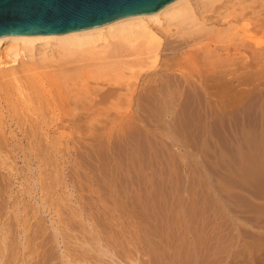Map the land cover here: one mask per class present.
<instances>
[{"label":"rangeland","instance_id":"rangeland-1","mask_svg":"<svg viewBox=\"0 0 264 264\" xmlns=\"http://www.w3.org/2000/svg\"><path fill=\"white\" fill-rule=\"evenodd\" d=\"M248 54L250 50L243 51L242 63L238 61L243 73L250 74H244L240 83L231 77L230 71L236 67L234 65L224 67V71L227 69L229 72L224 74L223 68H210L207 72L208 69L199 65L202 64L200 62L194 69L197 76L193 72L192 77L180 83V78L174 80L172 75L173 69H176L173 64L177 61H161L151 66L138 60L140 64L136 65V58L129 57L128 60H133L131 65L128 61L129 64H124L121 69L96 78V82L112 81L116 86H123V91L128 82L129 88L134 85L132 88H136L135 92L138 93L148 80L153 81L155 75L152 76V72L161 70L171 73L169 76H172L173 84L169 76L161 77V84L168 87L174 85L179 91L175 93L176 96L161 95L162 102L167 105L160 112H157L159 108L152 110L153 107H143L142 110L130 108L128 100H125L128 95L115 99L113 96L109 100L118 104L114 108L108 107L110 103L107 99L105 103L109 104L104 103L107 109L99 102L97 106L101 107L96 106L98 110L86 109V114L85 108L81 109L84 116L79 110V117L83 118L81 121L88 117L84 124V121L81 122L83 125L76 127L64 123L66 127L63 129L60 124H47L37 129L39 134L36 131L38 137L34 138L33 146L29 145L28 148L25 139L16 142L15 150L20 147L23 153L17 149L16 157L9 154V159L5 160V164L12 168L11 182L5 184L3 176L6 178V174L0 176V194L4 198L7 194L8 197L11 195L5 199L9 201L8 209L0 205V223L4 221L3 225L0 224L3 228H0L9 230L4 231L5 235L15 245L13 250L10 249L11 253H17L23 244L28 248L22 250L45 258L52 257V254H75L81 249H89L86 245L78 246L87 239L90 246L99 251L103 249L97 247L95 240L99 239L101 244L113 238L115 245L121 244L117 249L122 253L125 251V254L126 249H130L127 253H135L129 256L136 258L140 264L145 260L146 264H155L151 261L155 259L152 258L154 254L159 256L157 252L162 255L159 257L162 264L170 262L167 260H172L176 252L179 260L184 259L176 260L178 264H187L185 258L188 264H264V256L258 258L255 248L258 238L264 240V62L259 60L251 64L246 56ZM164 63L169 65V69L163 68L166 67ZM213 69L223 75L216 72L214 76L216 73ZM211 72L213 77H206ZM145 74L148 75L145 77ZM204 75L206 79L202 80ZM207 78L212 80L208 81ZM142 80L146 82L143 84ZM187 81L192 85L189 86ZM176 83H180L181 87ZM206 84L209 89L204 91L202 88ZM221 86H227L230 90L226 87L229 91L225 93V88L221 90L223 94L219 91ZM106 87L108 85L103 89ZM216 89L221 92L220 95ZM141 92L143 94L144 90ZM145 93L144 97L141 95L137 98L136 95L132 102L153 104V95L148 94L147 89ZM147 95H151L152 99ZM121 99L126 102L123 100L122 103ZM92 111H95V115L89 117ZM93 119L102 122L91 127L89 121ZM108 120L115 123L111 124ZM41 139L42 142L39 141ZM40 149L43 154L45 150L46 157L40 153ZM11 210L16 212L14 216L10 214ZM5 214L11 217H5ZM23 226L25 233L20 234ZM5 235L3 242H10L7 237L4 241ZM108 241L110 248L115 249L112 251L116 253L114 259H118L120 264L126 263V260L121 261L122 258L124 260L122 253L117 254V246ZM151 249L153 255L148 254ZM168 250L171 256L167 254ZM45 251L48 257L43 256L46 255ZM189 252L193 254L191 259ZM163 253L170 258L166 256V260ZM186 253L190 257H186ZM179 254L185 258H180ZM158 260L154 262L160 264Z\"/></svg>","mask_w":264,"mask_h":264},{"label":"bare ground","instance_id":"bare-ground-1","mask_svg":"<svg viewBox=\"0 0 264 264\" xmlns=\"http://www.w3.org/2000/svg\"><path fill=\"white\" fill-rule=\"evenodd\" d=\"M245 50H250V54L246 56H248L249 58L248 61H251L250 62L251 64H254L259 60H262L264 62V0H173L154 12L135 14L132 16H127L124 18L111 21L109 23L100 26H95V27L76 30V31H69L64 34L37 33V34H8V35L0 36V59H1L0 60V176L2 174L4 175L6 174L7 177L4 178L5 176H3V181L5 182V184L7 181L11 182L10 176H12V174L10 173V171L12 170V168L5 164V160L9 159L8 158L10 157L8 156L9 154L12 157L17 156V153L15 151L17 149L20 150L21 148L19 147L15 150L16 142L19 141L21 142V140L25 139L26 145H28L27 147L29 148V145H31L33 141H35L38 137L36 135L37 129H41L47 124L48 125L52 123L58 125L60 124L63 125L62 126L63 129L64 127H66L64 123L72 124V126L76 125V127L78 125L80 126V124H82L81 122L88 119V117L85 116V118L86 117L87 118L81 121V119L83 118L79 117L78 114L79 110L81 111L80 112L81 114L83 113L82 110L84 108H85L84 110L85 113L87 112L86 109L94 110L92 108L96 109V106L97 104L99 105V102L103 103L102 107H104V105L106 104L105 102H107V99L109 100V98L111 99L113 98V96H114L113 99H115V97L119 98L120 95H128L125 96L126 97L125 100L126 99L128 100L127 105L130 108L133 107L136 109L140 108L141 110L143 107H150V108L153 107L154 109L152 108V110L159 108L157 109L159 110L157 112H160L161 108H165L167 104L162 102L161 95L163 96V94H166L168 96H171L173 94L175 95V93L179 91V89L174 87V85H172L173 87H170V85L168 87V86H163V84H161V77L164 76L168 77L169 74L171 75V73H168L166 71L163 72L161 70H157L152 72L151 74L152 76L154 74L155 78L150 76L153 78V79L150 78L153 81L148 80L149 82H152V84L150 85L149 82L148 84L146 80H144V82H146V84L149 85L146 86V84H144L142 80L144 86L147 88H145L141 83L142 87L144 88H142L141 90L138 88L139 89L138 93L135 92L136 88H132L134 87V85H132L129 88L130 83L128 82H127L128 85L126 86L124 85L126 87L124 91L122 90L124 88L123 86H121L123 88H121L120 85L116 86L115 82L112 81L104 82L103 80H100L103 81L104 83L96 82V80H98L96 78H99L101 75L114 71V69L119 70L123 67L124 64H129L128 62L130 61L128 60L129 57L130 58L133 57L134 59L136 58L135 59L136 65L140 64L138 60L148 62L151 64V66L152 64L156 62L160 63L161 61H166L165 63H168L167 61H172L173 63L177 61L176 62L177 64L172 63L174 67H176V69H173L172 75L174 77V80L176 79V77L177 78L179 77L180 83H182L181 81L188 80L189 77L193 76L192 73L194 72V69L196 68L197 64L200 62L202 64L199 65L205 66L208 69L207 72L210 71L209 70L210 68H219V69L223 68L221 69L223 72L224 67L234 65L236 67L234 69L232 68L233 71L230 69L232 75L231 77L236 81V83H238L239 81L242 80L241 78H243V75L245 74L241 70L242 66H239L240 64H238V61L240 62L242 61L241 59L243 58L244 55L241 54ZM196 53L199 54L196 55ZM132 62L130 61V65ZM173 65L171 68H173ZM167 66L169 67V65H166V67L163 66L162 67L167 69L168 68ZM231 67L232 66H230V68ZM200 70H198V72ZM213 70L215 71V72L213 71L214 73L220 72L219 70L216 71L217 69L216 70L213 69ZM174 71H176L177 73L175 74ZM207 72L205 70V73ZM222 72L220 73L223 75V73L225 74L228 71L226 69V72L225 71L223 73ZM196 73L197 70H195L194 74L196 75ZM212 74L213 73L211 72L207 76L204 75V77L212 76ZM246 74L244 76H246ZM147 75L148 74H145V77ZM216 75L217 73L214 76ZM196 76H194L193 78H196ZM204 77H202L203 79L202 78L201 79L202 80L206 79V77L205 78ZM168 79L173 84L174 81L171 80L172 76ZM207 79L208 81L212 80V78L211 79L207 78ZM188 82H189L188 85L190 86L191 82L187 81V83ZM180 83L178 84L176 83L178 87H181ZM132 84L135 83H133L132 81ZM105 85H108V87H106V89L104 90L103 87ZM185 87L186 85L183 86V88ZM205 87L202 88L204 91L209 89V85L207 86L206 84ZM218 87L219 86H217V89ZM223 87L221 86L222 89L220 88L219 91L225 89L227 86L224 88ZM227 88L223 90L225 93L230 90V88H228L229 90H227ZM146 89H147V93L149 92L148 90H150L149 93L153 95V96L150 95L151 97L154 98L153 104L142 105L141 103L139 104V102H136V104L134 103V101L132 102V98L134 99L136 95H138L137 98H139L141 95L144 97V95H146L145 93ZM231 89H233V87ZM120 90H122L123 93ZM143 90H144L143 93L144 95L141 94L142 93L141 91ZM189 90L191 89L189 88ZM212 91L214 92V90ZM219 91H217V93ZM223 91L221 92L223 93ZM221 92H219V95ZM217 93L215 92V94ZM150 96L149 98L152 99ZM150 99L149 102L151 103L152 101ZM121 100H122L121 102L124 103L123 102L124 99ZM108 102L110 103L111 101L109 100ZM109 103H107L106 105H108ZM117 103H119V101ZM116 106H118V104L116 105L114 103H110L108 107L114 108ZM100 107L101 106H99L98 108L100 109ZM222 107H219V109ZM94 112L92 111V113ZM90 113L91 112H89L88 114L89 117L95 115V113L93 115H90ZM82 115L84 116L85 114L83 113ZM126 120L128 119H125V121ZM117 121L118 119L116 120V122ZM101 122L102 121H100V119L98 120L93 119L89 121V124L91 125V127H93L92 125L95 126L96 123L99 124ZM108 122H110V120H108ZM84 123L85 121L83 122V124ZM110 123L114 124L115 121L112 120ZM58 125L56 126L60 128V126ZM41 131L43 132L44 130L42 129ZM42 132H40V134ZM43 133L45 134V132ZM19 136H21V138H19ZM35 137L36 139H34ZM49 137H51V135ZM41 138H42V134H41ZM44 138L43 139L45 142L46 136ZM43 139L39 141L42 142ZM56 141L58 142V139ZM50 142H52V139ZM50 144L54 145L52 143ZM55 145L57 144L55 143ZM17 146H19V144ZM39 147L41 148L40 145ZM52 147L55 148L54 146ZM22 150H20V152ZM45 150H47V147ZM45 150H43L44 154H47ZM29 153L31 154V151ZM40 153H42V150ZM44 154L42 153V155ZM21 156L24 157L23 155ZM37 156L40 157L39 155ZM48 156L50 157L49 154ZM51 156L53 157V154ZM262 169L264 170V167ZM2 185L6 188L4 184ZM5 190H7V188ZM1 196L3 197L4 195ZM2 197L0 198V200H2L0 201V205L5 206L3 208L8 209L10 206L8 204L9 201L8 202L6 201L8 194L6 198L4 197L2 198ZM4 213L5 212H3V214ZM10 214L14 216L16 212L14 210H11ZM8 216L11 217V215H6L5 217ZM0 220L2 221L1 217ZM2 223L4 224V221ZM36 225L39 227L37 223ZM6 230H8L6 227L4 230L0 228V264H120L117 262L118 259L117 260L114 259L116 253L115 251L114 252L112 251L115 249L110 248V246L107 243L109 242L108 240H110V243L112 245H115L116 242L113 241V238L108 239L107 236H106L107 238L106 237L105 238L108 240H105L106 242L101 244L99 243L100 242L99 239L97 240H95V238L93 239L95 240L94 242L97 241V247L99 248L102 247L100 249L103 250L98 251V249L93 248L92 244H91L92 246H90L89 244L90 242L88 243V239L86 237L87 241L85 242L83 241V243L81 245L79 244L78 246L81 247L83 245H86L89 246V249L88 248L84 250L81 249L79 250L80 252L77 251V253L75 254L63 253L61 256H56L52 254V257L45 258L33 254L34 252L31 253L29 252V250H27L28 252L22 250L24 248H28L27 247L28 245L23 246V244L22 246H20V249L17 251V253H11L10 249L13 250V246L15 247V245L13 243V240L12 239H11L12 241L9 240V238L6 236L7 234L5 235ZM19 232L20 234L25 233L24 226L23 228H21ZM4 235H5L4 241H6V239L8 238L7 240H9L10 242L8 241L5 243L3 242L4 238L2 239V237ZM38 235L41 234L38 233ZM91 238L93 237L91 236ZM121 238L122 237H120L119 239L121 240ZM53 239L56 240V238ZM115 239L117 241V238ZM258 240L259 241H257V243L255 244V248L256 251L258 252L257 257L259 256L258 258H261L264 256V240L261 237L258 238ZM28 241H30V239ZM43 243L46 242L43 241ZM118 245L121 246V244L118 243L117 245H115L117 246L116 249L118 248ZM157 246L160 247L159 244ZM165 246L167 248V245ZM7 247L10 252L7 250ZM175 247L177 248V245H175ZM46 248L44 250H46ZM177 249H181V248H177ZM177 249L175 250L178 251ZM118 250L119 249H117V251ZM119 251L117 252V254L120 253L118 255H121L122 252ZM126 251L130 252L131 250L129 249L128 251L126 249ZM150 251L151 252L148 254L153 255L152 249ZM164 251L165 249L162 250V252ZM13 252H15V249ZM46 252L47 251H45L46 255H43V253L42 255L47 256ZM127 252L125 254V251H123L121 255L122 257H124V260L121 257L122 258L121 261L124 262L126 260L125 261L126 263L124 264H140L136 258L133 259L132 257H130L132 256V254L135 253H131L130 255ZM173 252L172 255L174 254ZM165 253H163V256H165ZM157 254H159L158 257L156 256V254H154L152 258L155 257V259L158 260V258L162 256L160 255L159 252H157ZM167 254L169 255L170 251L169 253L167 252ZM175 254H177V252ZM191 254L192 253H190V256ZM174 255L172 256L173 257L172 260L171 259L167 260L168 257L170 258L171 254L170 256H167V258L165 256L166 260L170 262H166L165 260L166 263L164 264L167 263L173 264V262L174 264H178L175 263L176 260H178L176 262L184 260V259L179 260V258H177L179 256L177 255L174 256ZM179 255L181 256L182 254ZM187 255L188 254L186 253V257ZM190 256L188 255V257ZM180 258H185V257L181 256ZM191 258L193 257L191 256L190 259ZM155 259L153 260L157 261ZM149 260L152 259L149 258ZM185 260L187 261L188 264V259L185 258ZM154 261L151 262L157 264V262ZM158 261L160 263V258ZM161 261H163V259ZM191 261H189V263ZM143 262L144 261H142V264ZM162 263L163 262H161L160 264ZM144 264H146V260Z\"/></svg>","mask_w":264,"mask_h":264},{"label":"water","instance_id":"water-1","mask_svg":"<svg viewBox=\"0 0 264 264\" xmlns=\"http://www.w3.org/2000/svg\"><path fill=\"white\" fill-rule=\"evenodd\" d=\"M173 0H0V36L64 34L158 10Z\"/></svg>","mask_w":264,"mask_h":264}]
</instances>
